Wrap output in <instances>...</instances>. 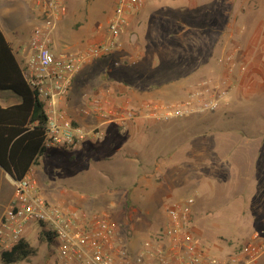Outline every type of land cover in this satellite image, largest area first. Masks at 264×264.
<instances>
[{"label":"rangeland","instance_id":"rangeland-1","mask_svg":"<svg viewBox=\"0 0 264 264\" xmlns=\"http://www.w3.org/2000/svg\"><path fill=\"white\" fill-rule=\"evenodd\" d=\"M82 1L91 2L95 8L97 6V0ZM105 1L107 0H102ZM65 2L73 3L72 0ZM190 2H193L191 9ZM111 3L113 1L108 0L105 4L106 14L113 8ZM148 12L157 15V21L144 23L135 33L140 45H146L150 52L161 54L164 66L172 68L175 72L182 65L190 69L195 67L196 61L188 56H200L203 59L201 65L207 62L214 65L217 62L220 67L217 72L207 71L210 67L204 71L200 69L198 73L203 74L201 77L212 75L217 78L222 74L223 55L231 52L237 64L227 106L213 113L187 117L192 120L186 125V120L172 121L170 125L180 123L181 129L178 131L174 129L176 126L172 125L166 131L168 135L175 139L178 133L184 137L183 131L187 129L198 131L200 128L202 133H209V125L196 127L194 122H197V119L215 121L218 123L217 127L225 130L223 133L239 138V142L234 143L238 147L244 136L255 138L251 145L257 151V135L264 132V0H156L153 9ZM99 40H102V37L97 41ZM168 55L172 56L171 62L165 58L170 57ZM129 61L122 51L120 53L116 49L109 55L93 60L94 64L90 66V70L80 68L78 76H98L100 83L109 77L121 79L124 76L141 87L157 81L160 72L152 66H147L149 61L144 60L143 63L140 59V66L138 62ZM242 65L245 69L239 71V66ZM175 72L169 77L178 80L180 76ZM78 146L68 150L60 146L51 147L37 158L32 167L37 190L42 197L50 201L58 198L73 205L78 202L88 203L89 207L85 209L87 211H105L108 218L115 223L117 235L123 245H127L126 242L134 234L131 249L124 246L126 250L135 252L139 249L143 235L141 232H145L147 237H156L159 234L164 223L165 206L170 201L182 200L188 196L194 197V200L200 197L199 192L191 186L182 190L174 188L171 198H159L152 203L156 207L153 209V215L140 202L134 203L125 200L124 196L111 193L113 183L126 181L127 174L122 173V168L131 170L128 161H121L114 151L105 157L106 152L98 153L90 147ZM198 148L199 143L198 146L195 145V152H190L194 161L185 164L183 173L187 174L184 178L183 175L179 177V182L182 179L191 182L189 176L196 171L199 172L197 181L202 184H206L208 180L214 181L215 179L210 178L214 173L223 178L232 177L228 168L208 163V157L213 161H216L217 157L216 154L210 153L207 146L202 147L200 152ZM106 158L110 160L107 161ZM260 181V177L251 179L245 187L242 184L239 191L225 193L226 198L215 196L206 203H194L193 221L200 229L198 239L204 249L214 254H230L255 231L264 237V183ZM227 198L233 199L222 202ZM109 199L115 201L110 203ZM81 208L84 209L82 206ZM43 232L38 226H34L27 234L28 242L35 249L34 254L22 262L11 264H55L58 261L56 247L46 241ZM216 246L222 250L214 249ZM262 261L264 262V254L257 262Z\"/></svg>","mask_w":264,"mask_h":264},{"label":"crops","instance_id":"crops-1","mask_svg":"<svg viewBox=\"0 0 264 264\" xmlns=\"http://www.w3.org/2000/svg\"><path fill=\"white\" fill-rule=\"evenodd\" d=\"M72 1L73 3L66 2L68 5L67 14L60 19L54 31L51 48L55 55H66L77 49L83 50L90 46L91 43L97 41L100 37L103 38L104 29L102 28L107 25L108 18L113 9H110L108 14L104 12V9H106L105 4L108 0L105 2L97 0L96 8L91 5V2L86 3L82 0ZM112 1L113 3L111 4L113 7L114 0ZM155 1L156 0H147L142 10H138L131 15L129 25L121 35L123 47L121 46V48H118V51L120 53L122 51V54L130 60V63L132 61L138 62L139 66L142 65L140 59L143 60V63L144 60L149 61L147 66H152L157 69L156 71L160 72L157 75V81L141 87L125 79L124 76L121 79L109 77L102 83L99 82L98 76L87 73L84 77H81V75L78 76L80 68L90 70V66L94 64L91 61L75 72L68 95L62 102L63 109H65L75 122L80 123V125L86 128L99 126L104 132V137L102 139L84 141L81 144L79 143V146L90 147L93 151L98 153L106 152V155H104L105 157L108 156L109 152L114 151L120 156L121 161L129 162L131 170L126 171V169L122 168V173L127 174V176H125L127 178L125 179L126 181L119 184L113 183L111 193H116V195L119 194L120 197L124 196L125 200L128 199L134 201V203L140 202L145 206L147 211L151 212L153 215L155 214V210L153 209L156 207L155 204L152 203H155L159 198H171L174 188H179L178 190L190 188V186L191 188H195L200 194V197L196 198L195 203L202 204V201L206 203L215 196L226 198L225 193L230 191H234L235 193V191H239L242 188V184L243 187H245L251 179L260 177V182L264 183L263 131L257 135V143L259 144L256 151L253 145H251L255 138H250L248 135L244 136L241 138L243 142H241L238 147V145H234V143H238L239 141L237 139L239 138L223 133L222 131L225 130H221V128L217 127L218 123L215 121L211 122L197 119V122H194L196 123V127L209 125V133H202L201 128L198 129V131L187 129L183 131L182 135L184 137L178 133L175 135L176 138L173 139V137H170L166 132L167 129L174 125H170V123H172V121L186 120L187 122L184 123V125H186L191 122V118L172 119L168 122H155L153 119L145 116L127 120L122 118L123 110L119 108L120 106L135 109L136 107L138 108L143 101L154 98L175 101L183 97L188 89L201 78L203 74L198 73L200 69L204 71L210 67L207 71L217 72L219 70L218 68H220L218 64H216L217 62H215L214 65L210 62H205V65H201V62H203L202 57H194L193 55L188 57L196 61L195 67L186 69L185 65H182L176 69L178 71L175 72L172 68L164 66L162 62L164 58L161 57V54L150 52L147 50L146 45H140V40L135 31L148 21H157V15L148 12L149 9H153ZM189 5L191 9L193 2H190ZM30 7L27 0H0V30L9 43L21 70L24 68L25 53L22 52L20 48H22L25 43H28L31 30L37 22ZM151 34L152 33H150V35ZM181 50L185 51L184 49ZM165 58L168 62L172 61V56H165ZM174 72L180 76L178 80L169 77ZM93 97H98L101 101L102 109L111 111V114L109 115L108 112L100 114L99 112L96 113L92 111L88 107V103ZM19 101H21V97L16 93L10 90L0 89L1 107H9L17 104ZM259 122H261V120ZM174 126V129L178 131L181 129L180 123ZM182 129L185 128L182 127ZM198 143L200 146V148H198L199 152L202 147L207 146L210 153L216 154V161L208 157V163L214 166L222 165L228 168L232 176L231 178H223L214 173V175H209L210 178L215 179L214 181L208 180L206 184H202L197 181L199 180V172L196 171L194 172L195 174L192 173V176H189L191 182H187L188 179L185 181L182 179L180 182L177 180L179 177H182V175L183 178L184 175L186 176L187 173H183L185 171V164L194 161L190 152H195V145L198 146ZM106 160L109 161L110 159L106 158ZM203 164L205 165L206 163ZM32 167L33 165L26 176H32L37 186ZM107 173L110 174V172ZM241 181H243V183ZM174 184H178V186H174ZM13 194V180L10 174L0 167V217L2 212H5L7 207L11 204ZM235 195L238 196L237 194ZM232 196H234V194ZM230 199H224L222 202H227ZM114 201V199H109L110 203ZM52 202L58 203L62 207L78 208V210H85L89 207L88 203L81 204L77 201L78 204L81 205H73L58 198ZM81 206L84 209H82ZM197 209L198 207H196V210ZM99 212L107 214L105 211ZM192 223L194 238L199 242L200 229L194 225L193 217ZM141 233L143 234L141 237L142 242L139 244L138 248L141 247L143 241L147 238L145 232ZM132 235L129 241L126 242L127 245H123L118 235L117 238L123 246H127V248L131 249L134 240V234ZM214 249L218 251L222 250V248L218 246ZM257 264H264V262H257Z\"/></svg>","mask_w":264,"mask_h":264},{"label":"built area","instance_id":"built-area-1","mask_svg":"<svg viewBox=\"0 0 264 264\" xmlns=\"http://www.w3.org/2000/svg\"><path fill=\"white\" fill-rule=\"evenodd\" d=\"M36 18L28 43L22 46L25 63L22 70L27 83L36 89L47 117L42 138L43 148H74L84 141L102 139L99 126L84 127L63 109L75 72L91 61L109 55L122 46L121 35L130 17L142 10L147 0H114L104 37L85 49L55 55L51 45L55 28L68 11L65 0H27ZM222 74L204 76L177 100H145L135 109L120 106L123 119L145 116L155 122L200 116L221 110L228 104L233 87L236 62L234 54L221 58ZM239 71L245 66H239ZM88 107L96 113L102 109L98 97ZM27 175V174H26ZM13 181L11 204L0 217V254L13 248L28 232L38 226L54 237L58 261L55 264H257L264 254V237L255 231L230 254H214L194 238L192 212L194 197L169 202L164 223L156 237H147L141 247L131 252L118 241L117 229L107 214L62 207L45 199L36 189L32 176Z\"/></svg>","mask_w":264,"mask_h":264},{"label":"trees","instance_id":"trees-1","mask_svg":"<svg viewBox=\"0 0 264 264\" xmlns=\"http://www.w3.org/2000/svg\"><path fill=\"white\" fill-rule=\"evenodd\" d=\"M0 89L10 90L21 97L15 105L0 106V167L17 181L28 174L37 158L45 152L42 138L47 117L38 92L27 83L1 30ZM43 233L46 241L53 245L54 237ZM34 250L28 240L23 239L10 250L1 252V264L22 262L33 255Z\"/></svg>","mask_w":264,"mask_h":264},{"label":"water","instance_id":"water-1","mask_svg":"<svg viewBox=\"0 0 264 264\" xmlns=\"http://www.w3.org/2000/svg\"><path fill=\"white\" fill-rule=\"evenodd\" d=\"M11 177V176H10ZM11 179H12V177H11ZM13 180V179H12ZM14 181V180H13Z\"/></svg>","mask_w":264,"mask_h":264},{"label":"flooded vegetation","instance_id":"flooded-vegetation-1","mask_svg":"<svg viewBox=\"0 0 264 264\" xmlns=\"http://www.w3.org/2000/svg\"><path fill=\"white\" fill-rule=\"evenodd\" d=\"M53 44V43H52Z\"/></svg>","mask_w":264,"mask_h":264}]
</instances>
